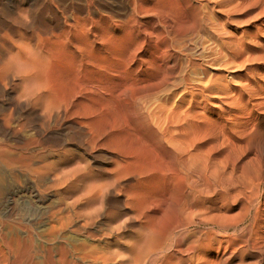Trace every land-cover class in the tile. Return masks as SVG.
<instances>
[{
    "label": "bare ground",
    "instance_id": "obj_1",
    "mask_svg": "<svg viewBox=\"0 0 264 264\" xmlns=\"http://www.w3.org/2000/svg\"><path fill=\"white\" fill-rule=\"evenodd\" d=\"M11 1L14 2L15 0H11ZM43 1H45V0H43ZM50 1H55V0H50ZM56 1L58 2V4H61L60 0H56ZM75 1H76L75 5H73L71 3L70 6L68 5L66 7H64L62 5L57 7V6H55V4L53 6H52V4H50L51 7L50 6H48V7H50L52 9V12H53V13H51L52 17H50V19L46 22H41L42 23L41 25L36 24L37 27L33 28L34 30H32L30 28L31 29V30H29L30 34L23 35L22 32H21L22 34L20 32H18V34L12 35L14 31H12L13 25H10L11 23L9 25L12 27H10V26L1 27L0 26L1 27L0 28V141L2 143L0 145V147H1L0 151H1V153H2V151H5L6 153L4 152L3 154L4 155L7 154L8 156H10L11 157V158H9L10 162L13 164H11L9 162H7V163L1 162V163L7 164L5 166H8V163L10 166L16 165V167L19 169L18 171L16 170L17 175L19 174V176H20V173H18V172L25 173V171H28L29 169H30V171L33 170L35 172V171H38L42 168H45V169L47 168V167H45L47 163L45 164L43 162L45 159L42 160V156L45 152L42 153L43 151H38V149H37L38 146H36V144H40L42 142L41 143L42 145L46 144V145L51 146L52 143H54V145L55 144L67 145L69 142L75 143V144L77 143V145H80V147L83 151V155L85 156V159H84L85 163H83V164L91 165V164H94L96 162H105V161L110 162L112 164L110 169H108V172L111 176V179H110L111 181L109 180V183H102L101 182L100 185H97L98 187L95 186L97 182L94 183V185L92 184L93 186H95L97 188H94V187L89 188L88 187L89 189H85L83 187L85 192H87V195H88L86 197V199L89 197V198H91V200H89V201H92V199L93 198L95 199V196H98V195H99L98 197L99 198L101 197V199H102V197H104L105 194L108 195L111 193H114V195H119L121 198L120 202L123 203V205H125V206H128V207L130 206L129 209H132L133 212H135V214L133 215L132 214L133 212L131 211V215H133L134 217H136V215H137V217L139 216L140 219L142 218V220L140 221L142 226L150 232V238H147L144 236L145 238H147L149 240L146 239V240L141 241L139 239V241H141V242L135 241L133 243H131V242L125 243L126 246L124 247V250H126L129 253V255L127 254L128 257L124 258L125 255L123 254L124 255L123 258L124 259L128 258V260L130 259L131 263L139 264L135 260H138L142 254L143 255L145 254V252H147L146 254L148 255V254H150V251L151 252L153 250L155 251V249L162 250L160 247L163 243L164 244L166 243L167 239L164 240L166 238V236L170 235V237H172L171 234L174 233L175 235L173 234L174 236L172 238H174L175 240H171L170 245H169V251H168V253H166V255H162L159 258L156 257V259L157 258L158 259L155 262H154V260H152L153 259L152 256H150L151 259L150 258H148V259H150L152 262H149L150 260H148V259H145L144 262H146V260H148V264H150V263H154V264H196L198 262V260L196 263L193 261V258H194L193 254L195 252L201 251L200 250L201 245L199 246L201 241L199 243V240L197 237L198 234L197 235L195 234V232H196L195 226H197V224L194 223L193 221H189L187 219L185 220V219L181 218V214L183 213L185 207L187 208L188 206H191L193 203H195V200H198L197 197H199L200 193H199V189H197L198 185H199L197 180L199 181V179H196L197 178L196 175L198 174V172H200L199 173L200 176L199 175L198 176H199V178H201V176L204 177L203 176L204 174L201 175L203 172L201 173V171H199V170H198V172L194 171L196 169L195 165L193 163H191L190 161L184 160V158H182L183 156H179L178 154H176V156H174L172 158L166 156L167 159H166V157L164 159L163 155L166 152L163 151V154L160 153L161 150H165V149L161 148L162 146L164 147V143H163L164 140H163V136H162L163 134H160L159 133L160 131L157 130L155 125H157L158 121L155 124V119H154V115L157 116L156 115V111H157L156 105H158V104L154 105L148 111L149 105L147 106V104L145 103L146 101L148 102L149 100H150V102L153 101L151 99L155 98L156 95L159 94L160 89L164 91V92L162 91L164 94H165V90L168 91L169 95L171 93L170 92L171 88H173L171 85L172 84L174 85V83H173V81L171 82V80L169 81V79H170V75H173L172 74L173 72H171L172 67L169 66L168 61L170 60V64H172V63H175L174 59L172 58V54L168 53V54H170V56L167 57L168 61L166 60L167 66H166V69H164L165 73L163 72V69L160 67L162 70V73H163V75H161V77L163 76L162 78H159L160 77V76H158L159 72L157 74V70H160V69H158V67H159L158 66V62H159L158 60L160 58V55L164 57V56H166L167 52H169V51L172 52L176 48V47L174 48V45L175 44L177 45V43H178L177 38L181 37V32H179V31H180V28L182 26V22L180 25L179 24L180 22L179 23L177 22L178 19L176 21V17L174 18L175 21L179 24V25L178 24L177 25L180 26L179 29H178V27H176L179 31H177V29H174V28L171 29L174 26L171 27V25H170L171 23L165 24L166 21H164L165 19L163 18V20H162V21H164L163 26L165 27V29H168V27H169V29L167 31H165L164 27H163V29H161L162 28L161 26L156 25V26H158L159 29H161V32H159V30H158L156 33L155 32L157 30L156 27H155L156 28L155 31L153 29L151 31L150 26L148 28L150 31H144L143 30L141 32L140 30H138V33H135L136 31L133 32L131 30L130 31L124 30L121 32V29H120V31L118 32L117 29L119 30V28L125 27L126 25H129V27H130V24H133V23L135 24V22L138 19L137 20H134V19L136 18V16H138V14L141 15V13H142V15H143L144 13H146L148 15L147 9H150V7H149L150 4L148 6L149 8H146L147 6H144V0H121V1H118L117 4H115V6L113 5L109 9H108V7H109L108 6L107 7V9H108L107 14H106V11H105V14H103V13L100 14L97 11L95 12L92 8L93 6L97 5L100 2V0H99V2H96L97 0L94 1L97 4H95V3L93 4L92 0H78V1L75 0ZM110 1H108V2H110ZM166 1H168V0H166ZM171 1H170V4H171ZM183 1H185V0H183ZM186 1L188 2V0H186ZM34 2H37V1H34V0H16L15 1L16 5L14 7H13L14 4L11 5L10 9H12L11 11H13L18 16H21V13L18 14V12L17 13L15 12L18 5H21V6L26 5L27 8L25 11H27L31 7L32 8H34V7L40 8V6H35ZM40 2H41V0H40ZM40 2H39V4H40ZM101 2H102V0H101ZM145 2H146V0H145ZM189 2H190V6H193L194 3L191 5V1H189ZM195 2L197 3L196 0H195ZM53 3H55V2H53ZM114 3H116V2H114ZM165 3H168V2H165ZM173 3H176V2H173ZM67 4H69V3L67 2ZM111 4H113V3H111ZM163 4H164V2H163ZM170 4H169V7H170ZM186 4L188 5V3H186ZM178 5L180 6V3ZM178 5H177V7L175 5V8H179ZM183 5L184 6L182 7V11L184 12V10L187 7L185 6V4H183ZM197 5H198V3H197ZM1 6H3V4ZM46 7H47V5H46ZM59 7H60V9H58ZM173 7H174V5H173ZM195 7H197V6H195ZM6 8L7 7H5V9ZM23 8H24V6H23ZM183 8H184V10H183ZM201 8H203V7H201ZM2 9L4 12V8H2ZM97 9H99V8H97ZM155 9H156V7H155ZM172 9H174V8H172ZM189 9L186 10V13L191 11V9H190V11H189ZM199 9H200V7H199ZM104 10H106V9H104ZM164 10L166 11V8ZM177 10H179V9H177ZM37 11H39V10H37ZM37 11H35V12H37ZM43 11H44V9H43ZM154 11L156 12V10H154ZM167 11H169V10H167ZM13 12H11L12 15H15ZM27 12H30V11H27ZM170 12L171 11H169V14H170ZM175 12H176V10H175ZM175 12L172 11V13H171L172 15L171 14L170 15L173 16V13H175ZM30 13H32V12H30ZM30 13H28V15ZM48 13H50V12H48ZM159 13H161V12H159ZM165 13H164V15H166ZM176 14H175V16H178ZM184 14H182V15H184ZM188 14H190V13H188ZM22 15L24 16L25 14H22ZM28 15L26 17H28ZM160 15H162L164 17L163 14H160ZM196 15H198V14H196ZM201 15H202V13L200 14V16ZM9 16L10 15H8V18H9ZM41 16H45V15H40V17ZM166 16L168 17V13ZM191 16H192V14L189 17H191ZM114 17H115V19H114ZM116 17H119V18L124 19V20L123 21H117L119 18L116 20ZM179 17H180L179 19H181V16H179ZM194 17L195 16H193V18H189V19H191V21H193V22H196L197 20L194 19ZM19 18L17 20V17H16V21L19 22ZM33 18H35V17H33ZM33 18H31V20L29 22L27 21L25 23V26H28V27H29V25L34 26V23L38 22V21H35ZM45 18L47 19V17H45ZM168 18H170V17H168ZM186 18H188V17L186 16ZM4 19H7V17ZM192 19H194V20H192ZM198 19L202 20L201 17H199ZM7 20L9 21V19H7ZM21 20L24 21L22 19V17H21ZM26 20H28V19L26 18ZM38 20L40 21L41 19H38ZM145 20L148 21V19H145ZM156 20H158V18ZM16 21L14 20V23ZM154 21H152V22H154ZM162 21H159L157 23L162 24ZM175 21H173V23ZM184 21L185 20H183V23H184ZM187 21H188V19H187ZM187 21H185V23ZM10 22L13 23V20ZM152 22L150 23V25L152 24ZM170 22H171V20H170ZM155 23H156V21H155ZM198 23L200 24L202 22L198 21ZM16 24L19 25L21 23H16ZM188 24H190V23H188ZM135 25H134V27H136ZM196 25L198 26V24H196ZM196 25L194 26V31H196L195 30ZM200 25L198 26V28L199 27L203 28V26L202 25L200 26ZM21 26L23 28V24H21ZM146 26H148V25H146ZM184 26H187V25H184ZM189 26H192V25L190 24ZM18 27H20V25ZM129 27H127V28L129 29ZM134 27H133V30H135ZM22 28H21V31H22ZM138 28H139V26H138ZM188 28L190 29V27H188ZM170 29L172 30L173 33H171L169 31ZM18 30H20V29H18ZM184 30L186 31L185 28L183 29V32H184ZM191 30L193 31V28H191ZM166 33H168V35L170 33L171 36H167ZM25 34H26V32H25ZM186 34H184V35L186 36ZM157 35L159 37L162 36V38H161L162 49L159 48L158 45L156 46V44H155V42H159V40H160V38H159L157 41V37H156ZM152 38L153 39L156 38V41L154 42L152 40ZM151 43H152V45H151ZM181 43H183V42L180 40L179 44L181 45ZM160 45H161V43H160ZM181 50H184V49H181ZM179 51H180V49H179ZM175 57H176V54H175ZM178 57L179 56H177L176 58H178ZM162 59H166V57L162 58ZM184 60L186 61L185 58H184ZM184 60L182 59L181 61H184ZM161 61H163V60H161ZM177 61H178V59H177ZM164 63H165V61H164ZM181 63H183V62H181ZM162 64H163V62H162ZM176 64L178 65L177 62H176ZM176 64H173V65H176ZM163 65L165 66V64H163ZM169 71L171 73H169ZM174 79H175V77H174ZM168 85H170L171 87H169ZM161 86L163 89L161 88ZM161 90H160V92H161ZM172 91H174V90H172ZM171 94H173V93H171ZM165 97H166V95H165ZM156 98H158V96ZM169 99H171V98H169ZM122 104H123V106L126 105L128 107L127 109H129V112H131V114L135 113L136 116L139 118H137L136 116L133 117L132 115H128L129 117H131V116L133 117V118L132 117L128 118V119H130L129 121H131V124L128 123L126 120L127 118L123 117L124 115L121 114V113H123L122 110L124 108L122 110L120 109L121 113L118 110V107H122ZM145 104L147 107H145ZM153 104H154V101H153ZM150 107H151V105H150ZM125 109H126V107H125ZM130 109L132 111L135 110V112L132 113V111ZM157 112H159V111H157ZM135 114H133V115H135ZM139 119L143 123L141 125H143L145 127V128H140V129L144 130L143 135L141 133L142 130L140 132V130L137 128L138 127L137 124L140 123V122H138ZM135 123H137L136 124L137 127H136ZM143 126H141V127H143ZM27 132H30L31 134L33 133L31 136H33V135L36 136V138L33 140V141L36 140L35 145L31 146L29 142L27 143L25 141V139H27V137H25V135L23 133H27ZM161 133H163V132H161ZM26 135H28V133ZM28 136H30V135H28ZM27 140L29 141V139H27ZM33 141L31 140V142H33ZM8 143H12V145H10ZM9 146H12V147H9ZM39 146H41V145H39ZM46 147H48V146H46ZM75 147H78V146L75 145ZM49 148H51V147H49ZM57 148L59 149V147H57ZM67 148H69V147H67ZM160 148H161V150H160ZM73 149H74V147H73ZM78 149H80V148H78ZM62 150L67 151L68 149L63 148ZM168 150H169V152H171L170 149H167V151ZM48 152H47L48 154H50V152L53 153V151H48ZM55 152H57V151H55ZM73 152H72V154H73ZM48 154H47V156H48ZM55 154L57 156L58 152ZM55 154H52V155H55ZM67 154H69V152ZM69 155H71V154H69ZM1 156H2V154H1ZM5 156H2V158L3 157L5 158ZM44 156H46V155H44ZM68 158L70 159L71 157H68ZM7 159H5V161H7ZM55 159L58 160L57 158H55ZM63 159H65V158H63ZM71 159H73V158H71ZM50 161H51V159H50ZM52 161H54V159H52ZM41 162L43 163V165L38 164ZM73 162L74 161H72V164H73ZM52 163H53V165H55V162H50L51 165H52ZM59 163L56 164V166L59 165ZM17 164H18V166H17ZM33 165H35V166L38 165V166L33 168L32 167ZM67 165H69V164H67ZM81 165H82V163L80 161V163L77 164V166L79 168H77V166L74 168H77V171L80 172L79 169L81 168ZM83 166L84 165H82V167ZM259 166H260V164H259ZM16 167H15V169H17ZM53 167H52V169H53ZM93 167H94V169L96 168L95 165ZM58 168H59V166H58ZM63 168H65V167H63ZM63 168L61 166V169H63ZM67 168L68 167H66L64 169L67 173H64V170H63V172L59 173L61 175L58 177H56L57 175H55L58 172V171H56L53 174V176L55 175V178L52 176L53 179H51V181L56 180V182H53L54 184H52V186L49 184V186H51L52 188L54 187L55 190H58V189H60L61 185H63V183H64V185H67L68 183L72 184L75 179L80 177L79 175L81 174V172L78 173L77 171H75L76 170L75 169V170H69L71 172L70 173V172H68ZM87 168H88V166H87ZM106 168H105V171H107ZM9 169H11V168H9ZM9 169H7V170H9ZM13 169H11V170H13ZM70 169H71V167H70ZM91 169H93V168H91ZM91 169H90V171H91ZM96 169L98 170V168H96ZM87 170H89V169H87ZM41 171L44 172V170H41ZM41 171H40V173H41ZM81 171L83 173H85L83 170H81ZM52 172H54V170ZM52 172H51L50 176L52 175ZM195 172L197 173L196 175H195ZM10 173H12V172H10ZM45 173L46 172H44V174ZM109 174H107V175H109ZM248 174H249V172H248ZM17 175H16V177H17ZM23 175L24 174H22V176ZM84 175L82 174L81 176L83 177ZM13 176L14 175H12V177ZM87 176H88V174L86 175V177ZM92 176H93V174H92ZM23 177L25 178V176H23ZM38 177H40V175ZM100 177L103 178L102 176H100ZM95 178H97V177H95ZM99 179L100 178H98V181H99ZM36 180H37V178H36ZM79 180H80V178H79ZM39 181H41V180H39ZM39 181H37V182H39ZM88 181H90V180H88ZM48 182H50V181L48 180ZM107 182H108V179H107ZM40 184H42V183H40ZM43 184H45V183L43 182ZM73 184H76V183H73ZM81 184H78V185L81 186ZM87 184H88V186H91V184L89 185L88 182H87ZM87 184L85 183V186ZM261 184H264V177H258L255 174V176L252 179H250L248 177L247 180H245L240 186H238V188L232 189V190L227 188L230 191H227L226 196L227 197L233 196V194H232L233 192L241 194L243 192H246L247 190H251L252 187L259 188V186ZM38 185H39V183H38ZM36 186L37 185L35 184V187ZM45 186H47V185H45ZM49 186H47V187H49ZM19 187L21 188V186H19ZM22 187H24V186H22ZM33 187H34V185H33ZM42 187L44 190L43 185H42ZM47 187H46L45 192L48 190ZM24 188H22V189H24ZM65 188H67V190H68L67 186H65ZM77 189L78 188H76V190ZM37 190H39V189H37ZM55 190L52 192H55ZM67 190H65V191H67ZM92 190L95 191V193H93V194H95L94 196L90 195L92 193L89 194V192H93ZM200 190H202V188ZM26 191H28V189ZM40 191H42V190L40 189ZM68 191L70 192V189ZM68 191H67V194H68ZM71 192H72V190H71ZM71 192H70V194H71ZM15 193H17V192H15ZM201 194H202V192H201ZM32 195H33V193H32ZM34 195H36V194H34ZM38 195H40V193L37 194V196ZM85 195L86 194L84 193L83 196H85ZM111 195H113V194H111ZM74 196H75V198L79 197V195H78V197L76 195H74ZM74 196H72V200L74 199L73 198ZM80 196H82V193ZM69 197H70V195L68 196V199H69ZM105 198H106L105 200H107V196ZM115 198L117 199L116 196H115ZM101 199L99 201H101ZM111 199H109V200H111ZM75 200H77V199H74V201ZM79 200H80V197L78 198V202H79ZM96 200H95V202H97ZM117 200H119V199H117ZM66 201L69 202V204H70V200H66ZM87 202L85 203V201H84L85 204H87ZM101 202H99V204ZM106 202H108V201H106ZM111 202H110V204H111ZM64 203L65 202H63V204ZM72 203H74V202H72ZM81 203H82V201H81ZM115 203H113V204H115ZM85 204H83V205L85 206ZM106 205H108V204H106ZM65 206H68V205H65ZM69 206L71 208V206H74V205H69ZM91 206L93 207L95 205L93 204ZM102 206H104V205L102 204ZM118 206H119V204H118ZM120 206L122 207V205H120ZM64 207H62V208H64ZM100 208H101V206H100ZM86 209L89 210L90 207L89 208L86 207ZM86 209H83V210H86ZM67 210L70 211L68 208H67ZM83 210L81 211V209H80L81 213L80 212L79 213L81 214V216H82V212H84ZM247 210H248V207H247ZM124 211H125V209H124ZM127 211H129V210H127ZM60 212H63V211H60ZM70 212H67V213L70 214ZM72 212H74V211H72ZM57 213L58 212H56L55 214H57ZM84 213L86 214L88 212H84ZM166 213H167V215H166ZM59 214L60 213H58V215ZM63 214H66V213L63 212ZM61 216L67 217V215H62V214L59 217H61ZM169 216L171 217V220H174L173 218H175V219L178 218V220H179V218H180L178 227L177 226L172 227L173 228L172 231H171L172 225L171 224L169 225V223H167ZM84 217H85V215H84ZM183 217H184V215H183ZM74 218L76 219V217H74ZM56 219H58V218H56ZM66 219H64V220H66ZM84 219L87 220L88 218L85 217ZM61 220L63 221V219H61ZM89 220L90 219H88L86 222H88ZM130 220L132 221V219H130ZM62 221H60V223ZM69 222H70V219H69ZM80 222L83 223L84 221H80ZM86 222H84V224ZM92 222H94V221H92ZM63 223L64 222H62V224ZM66 223H67V221H66ZM66 223H65V225L67 226ZM77 223H78V221H77ZM90 223H91V220H90ZM90 223L89 224L87 223L88 227H89ZM133 223H135V221H133ZM74 224H75V222L73 223V225ZM92 226H93V224H92ZM250 226L251 225H249V227ZM80 227H81V225H80ZM65 229H68V228H65ZM146 229H144V230H146ZM86 230H87V228H86ZM248 230H250V228ZM140 231H142V230H140ZM83 232H85V231H83ZM146 236H148V235H146ZM89 238H90V236H89ZM199 239H200V237H199ZM17 241L13 240L12 244H14L15 242H17V244L20 243L19 242L20 240H17ZM22 241H24V240H22ZM28 241H26V242L28 243ZM85 241L86 240H84V242H83V240H82L83 243L77 242L76 244H79V245L72 247L73 248V249H71L72 253L70 251H67V249H63L64 252H61V253L58 251L61 255L59 254L60 256L56 260L48 259V260H50L49 264H113L114 263V262L110 263L111 259L113 260V258H110L111 257V256H109L110 253L107 252V250H110L109 244L101 243V244H103V245H101L100 242L96 243L98 240L95 241V244L91 243L93 240H91V242L88 241V243L87 242L85 243ZM122 241H125V240H122ZM238 241L240 242L238 245L236 243V240H232L228 243L227 247L224 248V250L222 248V250H223V252H221L222 258L220 257L221 260L217 259V260H219V264H262L261 258H264V246L256 247L253 244L251 245L250 240H238ZM7 242H8V240H7ZM34 242H36V241H34ZM69 242H70V240H69ZM102 242H106V241L102 240ZM126 242H127V240H126ZM4 243L6 244V242H4ZM111 243H112V240H111ZM114 243L115 242H113V244ZM129 243H131V244H129ZM167 243L169 244V241ZM167 243H166V245H167ZM2 244H3V242L1 243V245ZM61 244H63V243H61ZM63 245H68V244L64 243ZM123 245H124V243H123ZM127 245H129V246H127ZM12 246L13 245H10L9 247H12ZM41 246H42V244H41ZM70 246H72V245H70ZM117 246H119V245H117ZM115 247H112V248L115 249ZM37 248H39V247H37ZM44 248H45V245H44ZM64 248H65V246H64ZM229 248H234V249H232L230 251ZM8 250H10V249H8ZM111 250H113V249H111ZM119 250H120V248H119ZM119 250H117V251H119ZM1 251H2V249H1ZM3 251H5V250H3ZM254 251H256V252H254ZM41 252H42V250H41ZM115 252H116V250H115ZM123 252L124 251H122V253ZM219 252L217 251V253H219ZM217 253H215V255ZM112 254H113V252H112ZM116 254L115 255L113 254L112 256H116ZM163 254H165V252ZM3 255H1V256H3ZM46 255H48V254L46 253ZM118 256L116 258L117 261L121 260V262H122L121 254H120L119 260H118ZM54 257H56V256H54ZM247 257L253 258V261H248V263L247 262L245 263L244 260ZM46 258H48V257H46ZM51 258H53V257H51ZM201 258H202V255H201ZM38 259L39 258H37L36 260H38ZM124 259H123V261H124ZM141 259L139 261H141ZM202 259L204 260V257ZM202 259H200V260H202ZM21 260H23V259H21ZM195 260H196V258H195ZM234 260H236L237 262L234 263L233 262ZM5 261L7 262L6 256L3 258L0 257V262H2V264H4ZM132 261H135V262H132ZM15 262H17L16 259H15ZM38 262H39V260H38ZM40 263H43V262L40 261ZM212 263H213V261H212ZM9 264H12V263H9ZM23 264H25V263H23ZM28 264H30V262H28ZM118 264H122V263L119 262ZM206 264H207V262H206Z\"/></svg>",
    "mask_w": 264,
    "mask_h": 264
},
{
    "label": "rangeland",
    "instance_id": "obj_2",
    "mask_svg": "<svg viewBox=\"0 0 264 264\" xmlns=\"http://www.w3.org/2000/svg\"><path fill=\"white\" fill-rule=\"evenodd\" d=\"M8 1L9 0L7 1L0 0V20H1L0 26L8 27L10 25H13L12 31H14L15 33L13 32L12 35L18 34V32L20 33L22 32L23 35L30 34L29 30L31 29L34 30L33 28L37 27V25H41L42 24L41 22L48 21L50 17H52L51 13H53L52 9L50 8L51 7L50 4H52V6L55 4V6L57 7L60 5L64 7L68 5L70 6L71 3L73 5L76 4L75 0H69L70 2L68 0H60L61 4H58L56 0L55 1L41 0V2L40 0H34V1H37V2H34L35 3L34 5L40 6V8L39 7L35 8L33 6L35 9L31 7L30 8L31 10L30 9L27 10V11L32 12L30 13V12L25 11L27 8L26 5H22V6L18 5V7L15 10L16 13L17 12L18 14L21 13V16H18L13 11H11L12 9H10L11 5L14 4L13 7L16 5L15 3L16 0L14 2H12L11 0L9 2ZM94 1L96 0H92L93 4L94 3L97 4L96 2H99V0H97L96 2ZM108 1L110 0H105V1L102 0V2L100 0V2L97 5L92 7L93 10L95 12L96 11L99 12L100 14L102 13L105 14V11H106V14H107L108 9L111 8L113 5L115 6V4H117V2L121 0H111L110 2ZM161 1L162 0H157V1L156 0H146L145 2L144 0V6H147L146 8L150 7V9H147L148 15L146 13H144L143 15L141 13L142 16L138 14V16H136V18L134 19V20L138 19L135 22V24L138 22L136 25L134 23L130 24V27L129 25H126L125 27L119 28V30L117 29V31L119 32L121 29V32L124 30H129V31L131 30L133 32L136 31L135 33H138V30L142 32L143 30L152 31L153 29L155 31L157 28V30L155 31L157 33L158 30L159 32H161V29H163L164 21H166L165 24L171 23L170 24L171 27L174 26L171 29L173 28L177 29L176 27H178L179 29L180 26L178 25L179 24L181 25V22H182L180 31L177 29V31L181 32L182 38L181 37H180L181 39L179 37L177 38L178 43L177 45L176 44L174 45V48L175 47L176 48L172 52L171 51L167 52L166 56L164 57L160 55V58L158 60L160 62V63L158 62V66H159L158 69L160 70H157V74L159 72L158 76H160L159 78H162L163 76L161 77V75H163V73H162L161 68L163 69V72L165 73L164 69H166V66H167L166 65V62L168 61L167 57L170 56V54L168 53L172 54V58L174 59L175 63L170 64V60H169L168 64L170 67H172L171 72H173L172 73L173 75H170V79H169V81L171 80V82L173 81L174 83V85L173 84L171 85L173 88H171V91H170L173 94L170 93L169 95L167 90H165V94H164L163 93L164 91L160 89L161 92L159 90V94L156 95V97L158 96V98L155 97L151 99L154 101V104H153V101L150 102V100L148 102L146 101L145 103L147 104V106L149 105L148 111L154 105L158 104L156 105V108H157V111L159 112L156 111L157 116L154 115V119H155V124L158 121L157 125H155L157 130L160 131L158 132L160 134H163L162 136L164 140L163 141L164 147L162 146L161 148L165 150H161L160 148L161 150L160 153L163 154V151L166 152L164 154L165 156L163 155L164 159L166 156L172 158L176 156V154H178L179 156H183L182 158H184V160L190 161L191 163L195 165L196 169L194 171L198 172L199 170L201 171V173L203 172L201 175L204 174L203 175L204 177L201 176V178H199L200 172H198V174L195 172V175L197 174L196 179H199V181L201 180L200 181L201 183L197 180V182L199 183L197 189H199L200 194H199V197H197L198 200H195V203H193L191 206H188L187 208L185 207L182 213L184 217L181 214V218L185 220L187 219L189 221H193L194 223L197 224V226H195V230H196L195 234L196 235L198 234L197 237H198L199 243L200 241L201 243L202 242L204 243V244L203 243L199 244V246L201 245L200 246L201 251L199 252L201 253L203 251L204 253L202 252L200 254L199 252H195L193 254L194 255L193 261L196 263L198 260L197 262L198 264H201V263L206 264V262L207 264H216V263L219 264V260H221L220 257L222 258L221 252H223L224 248H226L228 243L232 240H236L237 245L240 243L238 240H250L251 245L253 244L256 247L264 246V184H261L259 188L252 187L251 188L252 191L247 190L246 192H243L241 194L233 192L232 193L233 196L231 197L226 196L227 191L238 188V186H240L245 180H247L248 177L252 179L255 176V174L258 177H264V0H196L198 5L195 2V0H188V2L186 0L185 1L183 0L181 1L180 0H176V1L175 0L174 1L173 0L172 1L163 0L162 2ZM170 1H171V4H170ZM189 1H191V5L194 3L193 6H190ZM67 2L69 4H67ZM165 2H168V3H165ZM173 2H176L177 4ZM179 3H180V6L178 5ZM186 3H188V5ZM2 4L3 6H1ZM169 4H170V7L172 6L171 8L169 7ZM183 4H185V6L187 7V8L185 7L186 8L185 10L183 8L184 12L182 11V7L184 6ZM175 5L176 7L178 5L179 8H175ZM194 5L197 7H195ZM100 6L101 7L103 6V7L101 8ZM5 7L7 8L5 9ZM96 7L99 8L100 10L97 9ZM2 8H4V12ZM42 8L44 9V11ZM165 8H166V11L164 10ZM172 8H174L176 12ZM189 8L191 9V11ZM58 9H60V7ZM177 9H179L180 11ZM188 9L190 11L188 13L190 14L186 13V10ZM154 10H156V12ZM167 10L171 11L170 14L172 13V11H174L175 13H173V16H171L172 14L170 15L169 11ZM11 12H13L15 15H12ZM28 13L30 14L28 15ZM164 13L166 15L168 13V17L170 18L164 15ZM201 13L202 15L200 16ZM22 14H25V15L23 16ZM160 14H163L164 17ZM175 14L178 16H175ZM191 14L192 16L189 17ZM8 15L10 16L12 15V16L11 17L9 16L8 18ZM27 15L28 17H26ZM40 15H45V16H41L42 17L41 18ZM179 16H181V19H179L180 18ZM186 16L188 18H186ZM193 16H195L194 19L197 20V21L195 20L197 23L189 19V18H193ZM6 17L7 19H9V21L7 19H4ZM16 17H17V20L20 17L19 22L16 21ZM21 17L24 21L21 20ZM45 17H47V19ZM175 17H176V21L178 19L177 22L178 23L180 22L179 24L175 21L174 19ZM197 17L198 18L201 17L202 20H199ZM26 18L28 20H26ZM31 18H33L35 21H38V22L37 23L35 22L34 26H30V25L29 27L25 26V23L27 21L29 22ZM37 18L41 20L39 21ZM118 18L119 17H116V20ZM157 18L159 21H162L163 18L165 20L162 21V24L161 23L158 24L157 22L159 21L156 20ZM145 19H148V21ZM182 19L185 21H187L188 19V21L186 23L184 21L183 23ZM12 20H13V23L10 22ZM14 20L16 21L15 23H14ZM123 20L124 19L119 18L117 21H123ZM154 20L156 21L157 24L155 23ZM173 21H175L174 22L175 24L173 23ZM198 21L202 22L200 24L203 26V28L202 27H199L200 29L198 28V26L200 25ZM151 22L152 24L150 25ZM16 23L23 24V28L21 24H19L20 27L22 28V31H21V28L18 27L19 25ZM188 23H190L192 26H189L190 24ZM145 24L148 26H146ZM194 24L195 25L198 24V26L196 25L195 27L196 31H194V26H195ZM134 25L136 27H134ZM156 25L161 26L162 28L160 27L161 29H159L158 26ZM184 25H187L188 27H190V29ZM149 26H150V30L148 29ZM127 27H129V29ZM133 27L135 28V30H133ZM184 28L186 29V31L184 30L185 33L183 32ZM191 28H193V31L191 30ZM168 29H165V31H167ZM171 29L169 31L173 33ZM183 33L184 34L187 33L186 36ZM166 34L167 36H171L170 33L169 35L168 33ZM156 37H157V41L160 38L159 42H155L156 38L154 39L152 38V40L155 42L156 46L158 45V47L162 49V42H161L162 36L159 37L157 35ZM180 40L183 42L181 43V45L179 44ZM181 49H184V50H181ZM175 54H176V57L177 56L179 57L176 58ZM165 57L166 59H162ZM184 58L186 59V61L184 60ZM182 59L184 61H181ZM162 62L163 64H165V66L162 64ZM176 62L178 63V65L176 64ZM159 64L160 65L162 64V65L160 66ZM173 64H176V65H173ZM171 72L169 71V73ZM168 86L171 87L170 85ZM146 104H145V107H147ZM125 107L126 109L128 108L126 105L123 106V104H122V107H118V110L120 111V113L123 108L125 109ZM124 109L122 110L124 114L123 113L121 114L124 115L123 117L127 118L126 119L127 122L131 124V121H129L130 119L128 118H131L132 116L133 117L136 116V114L133 113L135 112V110L132 111L130 109L132 113L135 114L133 115L131 114V112H129V109H127L128 111ZM125 112L126 113L128 112L129 114L128 113L126 114ZM128 115H132V116L129 117ZM138 122L140 123L138 124L135 123V125L136 124L138 125V127L137 125L136 127L140 130V132L142 130L141 133L143 135L144 130L140 128H145V127L141 125L143 123L141 122L140 119L138 120ZM27 133L30 136L26 135ZM27 133H23L25 137L29 139V141L27 139H25V141L27 143L29 142L31 146L35 145L36 140L35 141L33 140L36 138V136L35 135L31 136L33 133L32 134L30 132H27ZM31 140L33 142H31ZM41 143L36 144V146H38L37 148L38 151H43L42 153L45 152L42 156V160L45 159L43 162L45 164L47 163L45 166L47 168L46 169L42 168L35 172L33 170L30 171V169L28 171H25V173L18 172L20 173V176L19 174L17 175V171L19 169L16 167V165H12V166L9 165V163H11L9 158L11 157L8 156L7 154H5L6 155L5 156L3 154L5 151H2V153L0 151V158H1L0 159L1 160L0 161V240H1L0 241V257L3 258L6 256L7 262L5 261L4 264H9V263L28 264V262H30V264H49L50 260H56L61 255L60 253L64 252L63 249H67V251L71 252L72 251L71 249H73L72 248L73 246L75 247L79 245V244H76L77 242L83 243L84 240H86L85 243L86 242L88 243V241L91 242V240H93L91 243L95 244V241L98 240L96 243L100 242V244L101 243L109 244L110 250H107V252L110 253L109 255L111 256L110 258H113V260L111 259L110 263L116 262L115 264H118L120 262L122 264L123 263L124 264H137V263H131V260L130 259L128 260V258L124 259L128 257L127 254L129 255V253L126 250H124V247L126 246L125 243H128V242L133 243L135 241L141 242L143 240H146L147 238H150V232L146 228H144L140 222L142 218L140 219L139 216L137 217V215H136L137 218L134 217L133 215L135 214V212H133L132 209H129L130 206L128 207V206L123 205V203L120 202L121 201L120 196L114 195V193H111L113 195L105 194V196L102 197V199L101 197L100 198L98 197L99 195L95 196V199L93 198L92 201H89L91 200V198L89 197L86 199L88 195H87V192H85L84 188L85 189H89L90 187L97 188L98 187L97 185H100L101 182L109 183L111 176L108 172V169H110L112 164L107 161L96 162L91 165L83 164L85 163L84 162L85 156L83 155V151L80 145H77V143L75 144V143L69 142L67 145H60V144L54 145V143H52L51 146L46 145V144L42 145ZM1 144L2 143L0 141V145ZM8 144L12 145V143H8ZM75 145L78 147H75ZM56 146L59 147V149ZM9 147H12V146H9ZM49 147H51L52 149ZM63 148L68 149L67 151L71 155L67 154L68 152L66 150L63 151L62 150ZM167 149H170L171 152H169V150L167 151ZM70 150L72 152L74 151L73 154L75 156L72 154ZM48 151H53V153L50 152V154H48L49 153ZM55 151L58 152L57 156L55 154L57 152ZM46 153L48 154L49 157L47 156ZM1 154L2 156H5V158L4 157L2 158ZM52 154H55V155H52ZM44 155H46L47 157ZM67 156L73 159L71 158L69 159ZM49 158L51 159V161ZM55 158H57L59 161L56 160ZM5 159H7V161H5ZM52 159H54V161H52ZM48 160L50 162H55V165H53L52 163L54 167L50 164ZM79 160L81 161L82 165L85 166V167L83 166L85 169L81 165L82 169L81 168L79 169L81 174L80 175L78 174L80 177L75 179L74 180L75 182L73 181V183H76V184L68 183L67 185H64L63 183V185H61L60 189L58 190H55L54 187L52 188L51 186L52 184H54L53 182H56V180L51 181V179H53V177L55 178V175H57L56 177L60 176L61 174L59 173L63 172V170L66 167H68L67 168L68 172H70L69 170H75V169H76L75 171H77V168L80 167L79 166L80 164L78 165L79 167L77 166V164L80 163ZM72 161H74L73 164H72ZM1 162H4V163L9 162V163H8V166H5L7 164L1 163ZM57 162L58 163L60 162V163L59 165L56 166V164H58ZM66 163L69 165H67ZM38 164L43 165L42 162ZM94 165L96 166V168H98V170L96 168L94 169L93 167ZM36 166L33 165L32 167L34 168ZM61 166L62 168L63 167L65 168L61 169ZM76 166L77 168H74ZM8 167L11 169L13 168L14 169L11 170ZM15 167L17 169H15ZM48 167L49 168L51 167V168L49 169ZM105 168L107 169V171H105ZM41 170H44V172L46 173L44 174V172H42ZM49 170L51 172L54 170L51 176H50L51 172ZM81 170H83L85 173H83ZM56 171L58 172L53 176V174ZM77 172L80 173L79 171ZM64 173H67V172L64 170ZM22 174H24L23 176H25V178L22 176ZM82 174L83 175L85 174V175L82 177L81 176ZM87 174L88 176L86 177ZM92 174L94 177L92 176ZM12 175L14 176L12 177ZM39 175L40 177H38ZM100 176H102L103 178H101ZM98 178H100L99 181H98ZM107 179H108V182H107ZM48 180L50 182H48ZM42 181L45 184H43ZM87 182L89 183V185L91 184V186H88ZM85 183L87 184L86 186H85ZM94 183H96L95 186L97 187L93 186ZM35 184L37 185L36 187H35ZM49 184L51 186H49ZM78 184H81V186ZM33 185L35 188L33 187ZM42 185L44 186V190H43ZM19 186H21V188ZM22 186L24 187L26 186V187L24 188ZM65 186L68 187V190L70 189V192L72 190L71 194L67 190V188H65ZM46 187L48 189L47 190L48 192L47 191L45 192ZM76 188H78L79 190L78 189L76 190ZM201 188L202 190H200ZM227 188H229L230 190ZM27 189L28 191H26ZM40 189L42 191H40ZM54 190L55 192H52ZM65 190L68 191V194H67V191ZM200 191L202 192V194ZM39 193L40 195L37 196V194ZM81 193H82V196H80ZM84 193L86 194L85 196H83ZM93 193H95V191L89 192L90 195L94 196L95 194ZM77 194L79 195L82 203L80 200L78 202L79 197ZM69 195L70 197L68 199ZM74 195H76L78 198H75ZM72 196H74L73 198L77 200L75 201L74 199L72 200ZM106 196H107V200H105ZM115 196L119 200H117ZM108 198L109 199L112 198V199L109 200ZM100 199L102 202L99 201ZM66 200H70V204ZM95 200L97 202H95ZM84 201L85 203L88 201L87 204H85ZM63 202L65 203L67 202L68 204L67 203L63 204ZM99 202H101L104 206H102L101 203L99 204ZM83 204H85V206ZM93 204L95 206L92 207L91 205ZM98 204L101 206V208ZM65 205H68V206H65ZM69 205H74V206H71L70 208ZM120 205H122V207ZM86 207L87 208L90 207V209L87 210ZM247 207H248V210H247ZM67 208L71 212L68 211ZM80 209L81 211L83 209H86L83 211L88 212V213L85 214L84 212H82V216H83L82 217L80 214L81 213ZM60 211H63L66 214H63V212H60ZM131 211L133 212L132 213L133 215H131ZM56 212L60 214L59 215L58 213L55 214ZM67 212H70V214H68ZM61 214L67 215V217L65 216L59 217ZM84 215L86 218L91 220V223H90V220L86 222L88 219L87 220L84 219L85 218ZM73 216L76 217V219ZM61 219H63V221ZM69 219H70V222H69ZM130 219H132V221ZM173 219L174 220H171V217L169 216L167 223H169V225L170 224L172 225L171 228L174 226L178 227L180 218L179 220L178 218L176 219L173 218ZM60 221L64 223L62 224V222L60 223ZM77 221L79 224L77 223ZM80 221H84L86 223L84 224V222L81 223ZM133 221H135V223H133ZM74 222L75 224L73 225ZM65 223L67 224V226L65 225ZM87 223L88 224L90 223L91 226L89 225L88 227ZM92 224L94 227L92 226ZM249 225L251 226L249 227ZM65 228H68V229H65ZM86 228L88 231L86 230ZM247 228L248 229L250 228L251 231L248 230ZM80 229L81 230L83 229V230L81 231ZM140 230H142L143 232ZM172 230L173 228L171 229V231ZM173 234L174 233L171 234L172 237L175 235ZM146 235H148L149 237ZM144 236L147 238H145ZM172 237H170V235L166 236L164 240L167 239L166 243L169 241V244L167 243L166 245V243L165 244L163 243L160 247L162 250L155 249V251L154 250L152 252L150 251V254L148 255L146 254L147 252H145L146 255L142 254L139 257V259L135 261L138 262L139 264H148V260L151 259L150 256H152L153 258L152 260H154L155 262L162 255H166V253H168L169 251V245H170L171 240H175ZM139 239L141 241H139ZM13 240L14 241L20 240L19 241L20 243L17 244L18 242L17 241L15 242L16 244L15 243L12 244ZM102 240H105L106 242H102ZM111 240H112V243H111ZM122 240H125V241H122ZM26 241H28V243ZM2 242L4 245L3 244L1 245ZM4 242H6V244ZM113 242L115 243L113 244ZM61 243L63 244L65 243L68 245H63ZM69 244L72 246H70ZM8 245L9 246L13 245V246L9 247ZM44 245H45V248H44ZM112 247H115V249ZM40 249L42 250V252ZM111 249H113L114 251ZM229 249L231 251L234 248H229ZM122 251L124 252L122 253ZM217 251L218 252L220 251V252L217 253ZM112 252L114 255L117 253L116 256H112L113 255ZM164 252L165 254H163ZM46 253L50 257L46 255ZM215 253L217 254L215 255ZM120 254H121L122 262L121 260H119ZM123 254L125 255L124 258H123L124 256ZM201 255H202V258L204 257V260L201 258ZM117 256H118L119 261H117L116 259ZM156 257L158 258L156 259ZM37 258H39L38 259L39 262L38 260H36ZM247 258H245L244 260L245 263L246 262L248 263V261H253V258H248V259ZM15 259L18 263L15 262ZM140 259L141 261H139ZM145 259H148V260L144 262ZM40 261L43 263H40ZM135 261H132V262H135ZM149 262H152V261L150 260ZM233 262L236 263L237 261L234 260ZM0 263L2 264V262ZM261 263L264 264V258H261ZM150 264H154V263H150Z\"/></svg>",
    "mask_w": 264,
    "mask_h": 264
}]
</instances>
